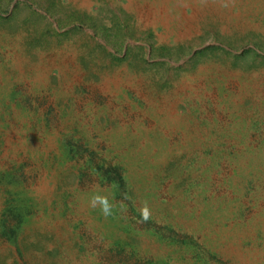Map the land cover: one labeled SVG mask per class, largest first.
Masks as SVG:
<instances>
[{"label":"rangeland","instance_id":"1","mask_svg":"<svg viewBox=\"0 0 264 264\" xmlns=\"http://www.w3.org/2000/svg\"><path fill=\"white\" fill-rule=\"evenodd\" d=\"M0 264H264V0H0Z\"/></svg>","mask_w":264,"mask_h":264},{"label":"clouds","instance_id":"2","mask_svg":"<svg viewBox=\"0 0 264 264\" xmlns=\"http://www.w3.org/2000/svg\"><path fill=\"white\" fill-rule=\"evenodd\" d=\"M99 204L102 214L107 217L112 214V205L109 204L106 198L95 197L92 200V207H96ZM143 220L147 221L149 219V213L147 208L142 211Z\"/></svg>","mask_w":264,"mask_h":264}]
</instances>
